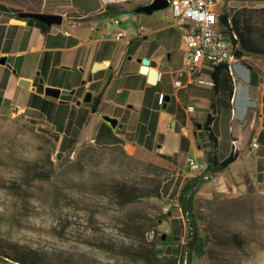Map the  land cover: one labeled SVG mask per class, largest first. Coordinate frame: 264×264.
Masks as SVG:
<instances>
[{"label":"rangeland","instance_id":"obj_1","mask_svg":"<svg viewBox=\"0 0 264 264\" xmlns=\"http://www.w3.org/2000/svg\"><path fill=\"white\" fill-rule=\"evenodd\" d=\"M43 1L0 0V10L10 17L31 18L22 15L49 13L41 11ZM64 2H75L71 10L78 14L99 8L98 0ZM123 5L132 17L124 24L129 35L140 25L151 28L149 18L171 24L169 7L145 14L135 13L132 3ZM224 10L230 18L238 17L252 43L264 46V0H229ZM93 15L85 16L86 23ZM104 21L106 35L114 39L108 42L111 51L123 47L128 55H135L148 51V45H168L162 33L151 35L148 44L140 42L142 38L125 44L112 34L117 28L111 15ZM171 25L168 51L174 49L183 57L178 28ZM51 26L73 29L65 23ZM55 73L53 77L58 76ZM40 78L39 89L45 83ZM60 79L51 78L49 83ZM76 80L78 95L85 78ZM161 82L166 90V79ZM39 103L35 112L14 106L0 110V264H156L155 254L176 256V264L184 259L188 264H264V194L259 192L264 183L250 181L244 192L225 189L206 194L200 187L186 208L187 216L180 192H165L172 182L171 170L139 158L124 142H74L78 135L61 132H70L68 120L78 132L86 119L83 108L72 115L56 98L46 96ZM157 180H163L161 193L142 195L151 193ZM120 187L134 192L126 194ZM190 222L204 252L186 256Z\"/></svg>","mask_w":264,"mask_h":264},{"label":"crops","instance_id":"obj_2","mask_svg":"<svg viewBox=\"0 0 264 264\" xmlns=\"http://www.w3.org/2000/svg\"><path fill=\"white\" fill-rule=\"evenodd\" d=\"M74 3L44 0L41 11L61 13L63 18L78 12L77 9L71 10ZM130 3L135 6V13H145L137 11V7L148 5L124 4ZM97 10L79 13L86 16L94 12V15L89 23L85 21L89 17H84L81 25L72 27L69 34L52 26L43 33L23 18L7 16L0 10V56L6 57V63L0 64V110L14 106L21 111H38L39 100L46 99L43 90L46 85L74 88L76 92V78H85L80 94L75 95L74 92L66 98L63 95L56 98L71 109L72 115L82 108L86 115L78 132L74 123L68 120L70 132L62 130V135H78L74 142L89 139L106 145L124 142L126 147H133V153L139 158L171 170L172 182L165 187L167 194L180 192L186 179L201 172L190 170L187 157L200 161L205 169L214 158L218 162L226 158L231 153V140L237 139L236 159L213 174L201 189L205 188L206 194L225 189L244 192L250 181L264 183V57L248 54L234 63L231 71L220 67L217 91L194 84L174 89L172 71L181 65L182 57L175 55L174 49L168 51L172 36L167 30L171 24L164 25L155 18H149L153 23L151 28L144 27L146 30L140 32V25L129 35L124 24L132 17L126 6H108L102 13ZM65 12L67 14L63 15ZM109 15L121 19L130 44L140 38L144 39L140 42L148 44L151 35L162 33L164 43L168 45L153 48L148 45V51L135 55H128L123 47L111 51L108 42L114 39L106 35L103 22ZM177 30L181 39L180 30ZM142 58L155 61L154 68L162 73L160 90L149 82L148 73L140 72ZM95 63L104 66L94 67ZM78 69L82 71L80 74ZM207 72L211 73L210 70ZM53 73L58 76L53 77ZM40 76L45 79L43 91L37 89ZM20 78L28 80L29 87L20 85ZM51 78H61L60 83L50 84ZM164 78L168 84L166 90L162 89ZM86 90L92 91L94 97H100L95 111L91 110L89 103H75ZM158 91L166 95L162 105L157 103ZM211 103L213 119L205 127ZM190 105L193 106L192 111L188 110ZM101 113L116 117L122 126L113 129L100 117ZM49 119L55 123L53 118ZM210 132L216 139L215 144L209 137ZM253 139L259 144L257 148L251 146Z\"/></svg>","mask_w":264,"mask_h":264},{"label":"built area","instance_id":"obj_3","mask_svg":"<svg viewBox=\"0 0 264 264\" xmlns=\"http://www.w3.org/2000/svg\"><path fill=\"white\" fill-rule=\"evenodd\" d=\"M98 12H104L108 6H119L127 2L150 4L154 0H98ZM167 7L170 10L171 24L177 27L181 33L183 43V57L181 65L172 71V86L174 89H180L194 84L213 88L215 79L210 72L214 67L223 65L228 71H231L232 65L248 54L237 56L234 54V45L232 42L233 32L230 31V16L226 21L222 19L225 3L229 0H166ZM85 16L76 13L71 16L64 15L62 24L71 27L79 26ZM113 24L117 30L113 33L116 39L122 40L125 44H130L127 30L123 27L121 19L112 18ZM58 31L69 34L66 28L58 27ZM146 29L141 26L139 31ZM239 43L236 44V48ZM150 67V66H149ZM151 68V67H150ZM162 73L157 72L156 80L160 81ZM165 93L157 92V103L162 105L165 101ZM189 111L193 106L188 107ZM237 139L231 140V151L237 149ZM251 146H259L256 139L251 141ZM186 163L193 171L201 170L203 164L193 157H187ZM207 177V176H204ZM264 194V186L259 189ZM168 210L166 206L163 207ZM182 264H188L184 259Z\"/></svg>","mask_w":264,"mask_h":264},{"label":"trees","instance_id":"obj_4","mask_svg":"<svg viewBox=\"0 0 264 264\" xmlns=\"http://www.w3.org/2000/svg\"><path fill=\"white\" fill-rule=\"evenodd\" d=\"M229 17L228 12H224V14L222 15V19L224 21H226ZM24 20L27 21L28 24L33 25L35 27H37L41 32L46 33L49 30V26L37 19L34 18H24ZM231 24L229 25L230 31L233 32L236 35V38L232 36V42L234 45V54L237 56H241L243 54H252V55H257V56H262L264 57V46L263 47H259L256 44L252 43L249 36L243 31V29H241L240 25H239V20L237 16H234L232 18H230ZM239 43L238 47L236 48V44ZM223 65H219L213 68V70L211 71V74L213 76V78L215 79V85L213 87V89L215 91H217L218 89V81H219V73H220V67H222ZM225 69L226 66H224ZM39 88V86H37V89ZM42 87H40L41 89ZM99 96L97 95L96 97H94V99L90 102V107L92 111H95L97 108V105L99 103ZM213 103H211V112L207 115L206 118V122L204 124L205 127H208V124L212 121L213 119ZM210 139L214 142V144L216 143V139L213 136V134L210 132L209 134ZM237 157V153L232 152L223 160H221L220 162H218L216 160V158L213 159V161L211 162V164H209V166H207V168H205L203 171H201L200 173H195L194 175H192L191 177H189L188 179H186L185 183L182 185L181 189H180V195H179V199L181 201V206L183 211L186 213L187 215V207H191L192 203H193V199L196 195V193L198 192V190L200 189V187L207 181L209 180L213 174H215L217 171L222 170L224 168H226L231 162H233ZM154 165V164H151ZM157 166V165H154ZM207 176V177H204ZM163 180H157V182L155 183L154 189L153 191L150 192H143L142 195H154V196H158L161 193V188H162V182ZM120 190L126 192V194H130L132 195V191L131 189H125L124 187H120ZM188 216V215H187ZM163 235V234H162ZM161 235V237H162ZM199 235L197 232V228H195L194 224L192 222H190V229H189V233H188V238L186 243H184L185 245V255L189 256V254L191 252H196L198 254L203 253V242L200 244L199 241ZM23 260V259H21ZM25 261V260H23ZM153 261L156 264H176L177 262V258L176 256L173 255H154V259Z\"/></svg>","mask_w":264,"mask_h":264},{"label":"water","instance_id":"obj_5","mask_svg":"<svg viewBox=\"0 0 264 264\" xmlns=\"http://www.w3.org/2000/svg\"><path fill=\"white\" fill-rule=\"evenodd\" d=\"M167 7V2L166 0H154L148 5L141 6L137 8V11H143L145 13H152L153 11ZM23 17H31L37 20H40L44 23H46L49 27L52 24H58L60 25L62 23V15L61 14H53V13H25L22 15ZM141 61V67L140 69L144 66H150L151 69L148 73V79L151 83L155 84L156 89L160 90V81H155L156 76H157V70L154 68L156 66L155 61L149 59V58H142L140 59ZM6 63V57L5 56H0V64H5ZM104 66L101 63H95L94 67H102ZM62 67L66 68L67 66L62 65ZM40 82H43V79H39ZM19 84L23 85L24 87H29V81L23 78L19 79ZM44 94L46 96L52 97V98H57L59 99L61 95H66V94H73L75 92L74 88L71 89H66V88H59L55 86H50L46 85L44 87ZM94 98V94L90 90H86L83 97L76 99L75 103L77 105L83 103H90ZM100 117L107 122L113 129L120 128L122 124L118 121L116 117L107 115V114H100ZM166 237L165 234L162 235V239Z\"/></svg>","mask_w":264,"mask_h":264},{"label":"bare ground","instance_id":"obj_6","mask_svg":"<svg viewBox=\"0 0 264 264\" xmlns=\"http://www.w3.org/2000/svg\"><path fill=\"white\" fill-rule=\"evenodd\" d=\"M233 37H235L236 38V35L233 33ZM150 67L149 66H147V65H144L141 69H139L140 70V72H142V73H149V71H150ZM150 82V81H149Z\"/></svg>","mask_w":264,"mask_h":264},{"label":"flooded vegetation","instance_id":"obj_7","mask_svg":"<svg viewBox=\"0 0 264 264\" xmlns=\"http://www.w3.org/2000/svg\"><path fill=\"white\" fill-rule=\"evenodd\" d=\"M94 99V98H93Z\"/></svg>","mask_w":264,"mask_h":264}]
</instances>
